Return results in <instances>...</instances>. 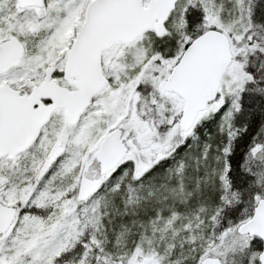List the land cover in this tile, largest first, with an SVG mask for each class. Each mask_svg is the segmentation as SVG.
<instances>
[{"label": "snow or ice", "instance_id": "snow-or-ice-1", "mask_svg": "<svg viewBox=\"0 0 264 264\" xmlns=\"http://www.w3.org/2000/svg\"><path fill=\"white\" fill-rule=\"evenodd\" d=\"M0 264H264V0H0Z\"/></svg>", "mask_w": 264, "mask_h": 264}]
</instances>
